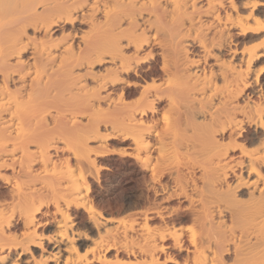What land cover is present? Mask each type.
Here are the masks:
<instances>
[{
	"label": "bare ground",
	"instance_id": "1",
	"mask_svg": "<svg viewBox=\"0 0 264 264\" xmlns=\"http://www.w3.org/2000/svg\"><path fill=\"white\" fill-rule=\"evenodd\" d=\"M262 67V0H0V264H264Z\"/></svg>",
	"mask_w": 264,
	"mask_h": 264
},
{
	"label": "snow or ice",
	"instance_id": "2",
	"mask_svg": "<svg viewBox=\"0 0 264 264\" xmlns=\"http://www.w3.org/2000/svg\"><path fill=\"white\" fill-rule=\"evenodd\" d=\"M262 2H264V0H262ZM246 7H252V5H246ZM145 67H147V65H145ZM260 73L262 74V78H264V67L260 68ZM165 119H167V117H165ZM240 131L243 132L242 129ZM252 173H254L257 176H260L261 180L264 181V175H261V173H264V165L260 166V172L259 173L256 172V168L255 167L252 169ZM92 211L95 212V209H93ZM37 213H40L39 209H37ZM40 214L42 215V213H40ZM58 215H62V213L59 212V208H58ZM87 219L88 218L86 217L85 221H87ZM38 226H39L38 221L34 222L31 225H27L26 226V230H25V236L30 234L28 229H35ZM81 226L82 227H87V223L85 222ZM55 227H56V225L53 224L52 228H50L49 231L51 232ZM59 227H60L61 231L59 233H57V236L63 234V229L65 228V225L64 224H60ZM189 230H191V229H189ZM89 239H91V237H89ZM24 251L26 252V251H28V249H24ZM91 251H93V249L90 248L89 252H91ZM85 255H87V254H85ZM82 259H83V257H82ZM6 264H25V258H18V254H14L13 257L9 258L6 261ZM28 264H32V261L28 260ZM61 264H63V262H61ZM162 264H163V262H162Z\"/></svg>",
	"mask_w": 264,
	"mask_h": 264
},
{
	"label": "rangeland",
	"instance_id": "3",
	"mask_svg": "<svg viewBox=\"0 0 264 264\" xmlns=\"http://www.w3.org/2000/svg\"><path fill=\"white\" fill-rule=\"evenodd\" d=\"M111 143H112V144H111ZM109 144H110V145H113L114 148H117V145H116L117 143H116V142L114 143V141H109ZM115 145H116V147H115ZM117 193H118V194H117ZM119 193H120V191L114 193V195H115V194L119 195Z\"/></svg>",
	"mask_w": 264,
	"mask_h": 264
}]
</instances>
